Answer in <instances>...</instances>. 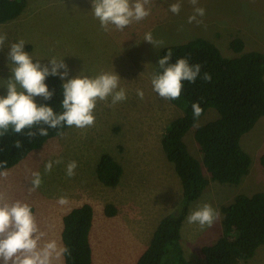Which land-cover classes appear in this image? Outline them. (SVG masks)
Wrapping results in <instances>:
<instances>
[{
  "label": "rangeland",
  "instance_id": "rangeland-1",
  "mask_svg": "<svg viewBox=\"0 0 264 264\" xmlns=\"http://www.w3.org/2000/svg\"><path fill=\"white\" fill-rule=\"evenodd\" d=\"M175 2L152 0L150 15L122 31L101 29L91 11V0H26L18 17L0 23V32L7 33L9 42H26L24 50L33 56V62L40 59L42 64H48L47 58L63 57L69 70L63 82L81 71L92 77L114 71L127 93V99L116 104L111 103V97L98 101L93 126L67 127L16 165L0 171L5 173L0 175V194L5 202L18 200L31 206L45 234L41 243L56 240L62 247L60 214L88 202L94 209L93 264H135L160 219L176 209L182 194L174 165L167 160L160 143L167 123L182 114L181 108L153 91L151 77L160 51L167 45L201 36L227 57L237 54L230 48L236 37L243 41L244 49L264 53V0H199L206 9L205 16L198 17L200 24L188 23L193 14L188 0H182L178 15L168 11V5ZM146 33L152 34L155 47L144 41ZM7 52V48L0 50V96L7 94L3 85L13 67ZM137 89L143 90V99L137 96ZM41 99L37 96L35 102ZM218 117L219 113L209 107L183 137L189 152L198 160L202 154L195 129ZM240 145L251 158L248 173L236 185L209 180L200 197L190 204L183 221L180 244L184 258L193 264H205L201 246L215 242L222 234L220 208L237 194L264 190V166L259 163L264 153V116L242 135ZM103 153L111 155L123 168L114 187L102 184L96 175ZM56 160L61 163L45 171V164ZM70 161L78 165L71 178L66 175ZM35 172L40 173L41 184L33 189ZM204 174H208L205 168ZM61 197L67 199L63 205L58 203ZM108 203L116 209L112 216L104 213ZM204 203L219 211V219L211 227L188 223L187 216ZM54 205L59 213L54 215L57 219L52 217ZM53 264H64L63 256L54 259ZM240 264H264V244Z\"/></svg>",
  "mask_w": 264,
  "mask_h": 264
},
{
  "label": "trees",
  "instance_id": "trees-1",
  "mask_svg": "<svg viewBox=\"0 0 264 264\" xmlns=\"http://www.w3.org/2000/svg\"><path fill=\"white\" fill-rule=\"evenodd\" d=\"M26 6V0H0V23L18 17ZM230 48L234 57L222 54L210 40L196 36L184 43L162 48L158 60L168 51L175 59L185 57L190 64H200L201 72L194 83L184 81L178 100H168L182 109V114L165 126L160 143L168 161L172 162L181 184V199L176 209L163 216L135 264H193L183 256L180 244L181 227L189 212L190 204L198 199L209 180L236 185L248 173L250 155L240 145L242 135L253 128L264 116V53L244 49L239 38H233ZM157 60V62H158ZM157 65V64H156ZM159 69L156 66L155 71ZM208 73L210 80H204ZM53 92L51 99L42 97L37 105L46 104L56 112H62V83L59 76H48L45 80ZM199 103L202 115L213 107L219 117L198 126L194 137L199 145L202 159L198 160L188 150L185 133L199 118L193 117L191 105ZM39 126L15 133L12 127L0 136V161H6L1 170L11 168L24 159L32 150L64 132L67 126L48 129L46 136L38 133L29 137V131ZM19 142L20 147L15 146ZM264 166V153L259 156ZM204 168L207 175L204 174ZM123 168L114 158L103 153L96 165V175L102 184L116 186ZM222 212V234L213 243L202 245L205 264H240L253 257L257 248L264 244V190L237 194L233 201L220 208ZM116 212L112 204H106L104 213ZM93 220V207L84 202L69 209L62 217V247L64 264H92V248L89 233Z\"/></svg>",
  "mask_w": 264,
  "mask_h": 264
},
{
  "label": "clouds",
  "instance_id": "clouds-1",
  "mask_svg": "<svg viewBox=\"0 0 264 264\" xmlns=\"http://www.w3.org/2000/svg\"><path fill=\"white\" fill-rule=\"evenodd\" d=\"M192 5L193 14L188 17V23L200 24L206 14V9L199 4V0H188ZM152 0H91V11L98 19L101 29L122 31L133 22L144 20L150 15ZM182 0L168 5V11L178 15L181 11ZM144 41L155 47L151 33H146ZM23 39L9 42L6 32H0V50L8 49L7 59L13 67L9 68L11 75L3 85L7 89L5 96H0V136L8 132L9 127L15 133H22L25 129L39 126L37 131H29L27 135L46 136L48 129H58L64 126L87 128L95 123L94 110L98 101L111 97V103L116 104L127 99L126 90L120 87L121 78L112 72H102L95 77L81 71L73 78L63 82L61 107L62 112H56L46 104L39 106L35 97H43L45 101L51 99L53 92L48 89L45 79L48 76H59L62 81L68 76L69 70L63 57L47 58L48 64H42L24 50ZM171 51H168L157 62L158 71L151 77L153 91L166 100H178L184 87L183 82L194 83L201 72V65L190 64L185 57L175 59L170 63ZM62 70V71H60ZM204 80H210L208 73H204ZM137 96L143 99L142 89H137ZM193 117L199 118L203 109L199 103L191 105ZM15 146L20 147L19 142ZM60 160L48 161L45 171H51L53 164ZM6 166V161H0V169ZM76 161L66 165V175L71 178L77 168ZM5 173L0 172V175ZM32 188L41 184L39 172L32 174ZM67 202L61 197L58 203ZM220 213L210 204L204 203L191 211L187 216L188 223H196L201 227H211L219 219ZM45 234L40 231L31 206L21 201L8 203L0 194V264H53L69 250L61 247L56 240L41 243Z\"/></svg>",
  "mask_w": 264,
  "mask_h": 264
},
{
  "label": "crops",
  "instance_id": "crops-1",
  "mask_svg": "<svg viewBox=\"0 0 264 264\" xmlns=\"http://www.w3.org/2000/svg\"><path fill=\"white\" fill-rule=\"evenodd\" d=\"M57 206H53L52 207V209H51V212H52V214H53V216L52 217H54L55 219H57V217H55L54 215H56V216H58V212L57 211H55V208H56ZM93 207V206H92ZM94 210V209H93ZM67 211H65V212H63V213H61L60 214V217H59V219H60V222H61V226H62V217H63V215L66 213ZM93 224H94V217H93V220H92V225H91V229H90V233H89V240H90V244H91V248H92V243H91V237H92V228H93ZM62 229V228H61ZM138 234V233H137ZM92 253H93V251H92ZM136 259V258H135ZM135 261V260H134ZM136 262V261H135ZM92 264H93V257H92ZM122 264H124V262H122Z\"/></svg>",
  "mask_w": 264,
  "mask_h": 264
}]
</instances>
